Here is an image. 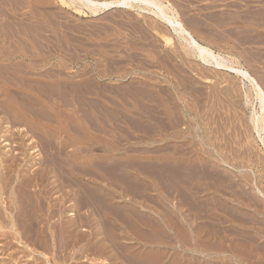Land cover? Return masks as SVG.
<instances>
[{
  "label": "rangeland",
  "instance_id": "1",
  "mask_svg": "<svg viewBox=\"0 0 264 264\" xmlns=\"http://www.w3.org/2000/svg\"><path fill=\"white\" fill-rule=\"evenodd\" d=\"M160 1L173 5L192 30L227 54L239 55L233 42L242 26L251 40H264V0ZM67 2L0 0V170L2 179L14 178L0 179L5 195L0 200L7 204L11 184L27 204L21 212H40L42 204L47 214L64 213L68 221L72 203L78 216L70 233L59 228L63 219L43 216L45 226L58 222L53 226L59 244L52 250L48 226L40 223L46 228L43 247L23 237L33 251L47 254L45 259L15 239L5 223L8 214L3 215L10 210L0 202L5 207L0 209V263L82 264L88 256L109 264H264V200L252 185L255 179L264 191V145L253 130V95L246 85L231 72L201 64L150 13L114 9L94 16ZM245 47H253H242L250 57L264 45ZM254 66L264 72V63ZM26 132L32 138L21 139ZM6 165L16 172L3 171ZM21 170L22 175L38 172L41 181L20 188Z\"/></svg>",
  "mask_w": 264,
  "mask_h": 264
},
{
  "label": "bare ground",
  "instance_id": "2",
  "mask_svg": "<svg viewBox=\"0 0 264 264\" xmlns=\"http://www.w3.org/2000/svg\"><path fill=\"white\" fill-rule=\"evenodd\" d=\"M69 2H67L69 5H71L72 7H74L76 10H88V12L90 11L91 12V15L93 14L94 16H97V15H99V14H101V13H104V12H108V11H111V10H114V9H124V10H133V9H135V10H137L140 14L141 13H145L144 15H146V13L148 14V13H150V14H152V15H154L158 20H160V22H162L163 23V25L164 26H166V28L170 31V33L172 34V36L174 37V38H176L178 41H180V42H182L181 44H184V46L186 47V49H185V51L187 50V52L193 57V58H195L197 61H199L201 64H203V65H205V66H213L214 68H216V69H219V70H224V71H228V72H231V73H233V74H235L237 77H239V79L241 80V83L243 84V85H246V88L248 89V91L250 92V93H252V95H253V101L250 103L251 105H252V107H253V111H252V116L250 117V119H252V121H251V123L253 122V125H254V129L253 130H255V132H256V134L258 135V137H259V139L261 140V142L263 143V145H264V87H263V84L261 85V83L257 80L258 78H256L251 72H250V70L245 66V64H243V61L239 58V57H236V56H233V55H230V54H224V53H222V52H220V51H216L214 48H212V46H210L209 44H205V43H203L201 40H202V38H200V36H199V34L196 32V28L195 29H193L192 30V28H190L186 23H185V20H183L182 19V15H181V13H179L178 12V10L177 9H175L174 7H173V5H166V4H164L162 1H160V0H68ZM66 3V4H67ZM68 5V6H69ZM70 7V6H69ZM136 12V11H135ZM156 19V20H157ZM190 19V18H189ZM192 26V25H191ZM171 43V42H170ZM179 43V42H178ZM187 54V53H186ZM189 55V56H190ZM5 89V88H4ZM8 90V89H7ZM5 94V93H4ZM1 96V95H0ZM248 96V95H247ZM3 97V96H2ZM249 99V98H248ZM7 101V100H6ZM250 101V100H249ZM1 103V102H0ZM247 103H249L248 101H247ZM7 104V103H6ZM13 105V104H12ZM13 107V106H12ZM3 109V108H2ZM10 110V109H9ZM14 110V109H13ZM13 110H10V111H13ZM152 110V109H151ZM16 111V110H15ZM23 112V111H22ZM1 114H2V112H1ZM16 114V113H15ZM165 115V114H164ZM150 117V116H149ZM8 118V117H7ZM153 118V117H152ZM7 120V119H6ZM150 120V119H149ZM12 121V120H11ZM21 121V120H20ZM19 121V122H20ZM134 121H136V120H134ZM17 122H18V120H17ZM150 122H152V121H150ZM174 122H176V121H174ZM133 123V122H132ZM157 124V123H156ZM141 125V124H140ZM143 125H146V124H144L143 123ZM167 125V124H166ZM171 125V124H170ZM169 125V126H170ZM9 126V125H8ZM36 126V125H35ZM164 127V126H163ZM175 128V127H174ZM11 129V128H10ZM24 129V128H23ZM138 129V128H137ZM168 129V128H167ZM20 130H22V129H20ZM28 131V130H27ZM31 131V130H30ZM171 131V130H170ZM25 132V129L21 132V133H24ZM34 132V131H33ZM147 132V131H146ZM166 132V131H165ZM164 132V133H165ZM169 132V131H168ZM178 132V131H177ZM128 133V132H127ZM144 133V132H143ZM149 133V132H148ZM172 133V132H171ZM28 134H30V133H28V132H26V134H21V139H23V137H26V136H29ZM177 134V133H176ZM115 135V134H114ZM132 135H134V134H132ZM173 135V134H172ZM183 135H185V134H183ZM10 136V135H9ZM14 136V135H13ZM130 136V135H129ZM145 136V135H144ZM152 136H153V134H152ZM166 136V135H165ZM169 136H170V134H169ZM174 136V135H173ZM186 136V135H185ZM30 138H32L31 136H29ZM123 137V136H122ZM172 137V136H171ZM179 137V136H178ZM115 138V137H114ZM119 138V137H118ZM131 138V137H130ZM135 138V137H134ZM146 138V137H145ZM161 138V137H160ZM12 139V138H11ZM40 139V138H39ZM127 139V138H126ZM140 139V138H139ZM142 139V138H141ZM144 139V138H143ZM153 139H155L156 140V138H153ZM157 139H159V138H157ZM7 140V139H6ZM5 140V141H6ZM32 140V139H31ZM147 140H149V138L147 139ZM160 140V139H159ZM47 141V140H46ZM8 142V141H7ZM32 142V141H31ZM37 142V141H36ZM163 142H165V141H163ZM168 142V141H167ZM39 143V142H38ZM94 143V142H93ZM106 143V142H105ZM137 143V142H136ZM141 143H143V142H141ZM149 143V142H148ZM150 143H151V141H150ZM160 143V142H159ZM27 144V143H26ZM31 144H33V145H36V144H34V143H31ZM144 144V143H143ZM153 144V143H152ZM151 144V145H152ZM187 144V143H186ZM117 145V144H116ZM139 145V144H138ZM146 145V144H145ZM182 145V144H181ZM144 146V145H143ZM148 146V145H147ZM170 146V145H169ZM172 146V145H171ZM27 147V146H26ZM33 147V146H32ZM31 147V148H32ZM175 147V145L173 146V148ZM177 147V146H176ZM25 148V147H24ZM24 148H22V149H24ZM38 148V147H37ZM49 148V147H48ZM158 148V147H157ZM170 148V147H169ZM215 148V147H214ZM40 149V148H39ZM64 149V148H63ZM178 149V148H177ZM60 150V149H59ZM159 150V149H158ZM160 150H162V149H160ZM170 150V149H169ZM1 151V150H0ZM32 151H33V149H32ZM167 151V150H166ZM191 151V150H190ZM2 152V151H1ZM8 152V151H7ZM36 151L34 150V152H33V154L35 153ZM38 152V151H37ZM40 152V151H39ZM43 152V151H42ZM11 153V152H10ZM53 153V152H52ZM163 153H165V152H163ZM167 153V152H166ZM36 154V153H35ZM34 154V155H35ZM159 154V153H158ZM2 155V154H1ZM9 155V154H8ZM16 155V154H15ZM25 155V154H24ZM5 156V155H4ZM11 157V159H12V156H10ZM128 157V156H127ZM176 157V156H175ZM13 158H14V156H13ZM43 158V157H42ZM79 158V157H78ZM159 158H160V156H159ZM158 158V159H159ZM163 158V157H162ZM180 158V157H179ZM184 158V157H183ZM222 158V157H221ZM9 159V158H8ZM48 159V158H47ZM54 159V158H53ZM174 159V158H173ZM181 159V158H180ZM112 160V159H111ZM162 160V159H161ZM178 160V159H177ZM183 160V159H182ZM220 160V159H219ZM223 160V159H222ZM19 161V160H18ZM24 161H25V159H24ZM50 161V160H49ZM58 161V160H57ZM128 161V160H127ZM184 161V160H183ZM201 161V160H200ZM1 162H2V160H1ZM42 162V161H41ZM119 162V161H118ZM123 162V161H122ZM161 162V161H160ZM185 162V161H184ZM183 162V163H184ZM223 162H225V161H223ZM44 163V162H43ZM170 163V162H169ZM190 163V162H189ZM7 164V163H6ZM26 164V163H25ZM46 164V163H45ZM48 164V163H47ZM94 164V163H93ZM168 164V163H167ZM176 164V163H175ZM225 164H227V162H225ZM1 165H2V163H0V167H1ZM5 165V164H4ZM201 165V164H200ZM205 165V164H204ZM7 166V167H6ZM6 166H4V168H2L3 169V171L6 169L7 170V172H10V171H15V170H12L11 168H10V166L12 167V165L10 164V166H8V165H6ZM23 166V165H22ZM21 166V167H22ZM113 166V165H112ZM162 166V165H161ZM171 166H174V165H171ZM194 166V165H193ZM14 167V166H13ZM45 167H47V166H45ZM107 167V166H106ZM166 167H167V165H166ZM165 167V168H166ZM199 167V166H198ZM18 168V167H17ZM44 168V167H43ZM53 168H54V166H53ZM86 168V167H85ZM100 168V167H99ZM102 168V167H101ZM158 168V167H157ZM178 168V167H177ZM193 168V167H192ZM191 168V169H192ZM205 168V167H204ZM208 168V167H207ZM1 169V168H0ZM39 169V168H38ZM46 169H48V168H46ZM52 169V168H51ZM55 169V168H54ZM115 169H117L116 167H115ZM124 169V168H123ZM195 169V168H194ZM211 169V168H210ZM235 169V168H234ZM19 170V169H18ZM30 170V169H29ZM32 170V169H31ZM35 170V169H34ZM57 170V169H56ZM118 170H120V169H118ZM239 170V169H238ZM1 172H2V170H0ZM115 171V170H114ZM182 171V170H181ZM199 171V170H198ZM212 171H213V169H212ZM252 171V170H251ZM0 172V177L4 174V172H2L1 173ZM7 172H5L6 174H7ZM16 172V171H15ZM39 172H40V170H39ZM44 172V171H43ZM49 172V171H48ZM54 172V171H53ZM81 172V171H80ZM87 172V171H86ZM107 172V171H106ZM112 172V171H111ZM138 172V171H137ZM211 172V171H210ZM242 172V171H241ZM10 173H13V172H10ZM50 173H51V171H50ZM70 173V172H69ZM177 173V172H176ZM175 173V174H176ZM251 173H254V171L253 172H251ZM19 174H20V179H19V177L17 178V179H19V182H20V188H21V186H25L26 188H29V187H32V186H35L36 185V183H37V181L39 182V181H41V179L40 178H37V176L39 175H41V174H38V172H36V173H33V174H31V172L30 171H28L27 170V172H26V174H24V175H22V170H21V172H19ZM53 174V173H52ZM63 174V173H62ZM66 174V173H65ZM89 174V173H88ZM156 174V173H155ZM174 174V175H175ZM179 174V173H178ZM188 174V173H187ZM190 174V173H189ZM45 175V174H44ZM43 175V176H44ZM50 175V174H49ZM151 175V174H150ZM185 175V174H184ZM253 175V174H252ZM4 176H5V174H4ZM10 176V175H9ZM9 176H7L8 178H3L4 180H5V182H7L6 180L7 179H9ZM17 176V175H16ZM60 176V175H59ZM119 176V175H118ZM176 176V175H175ZM178 176V175H177ZM193 176V175H192ZM195 176V175H194ZM201 177H202V175H200ZM3 177V176H2ZM2 177L0 178L3 182H4V180L2 179ZM6 177V176H5ZM15 177V176H14ZM42 177V176H41ZM53 177V176H52ZM109 177H111V176H109ZM153 177V176H152ZM187 177V176H186ZM251 177H253V176H251ZM255 177V176H254ZM253 177V178H254ZM44 178V177H43ZM97 178H99V177H97ZM188 178V177H187ZM208 178V177H207ZM12 179V177L9 179V180H11ZM16 179V178H15ZM71 179V178H70ZM119 179V178H118ZM155 179V178H154ZM157 179V178H156ZM220 179V178H219ZM257 179V178H256ZM8 180V181H9ZM13 180H14V178H13ZM13 180H11V181H13ZM57 180V179H56ZM67 180V179H66ZM161 180V179H160ZM233 180V179H232ZM2 181H1V183H2ZM49 181V180H48ZM222 181V180H221ZM247 181V180H246ZM253 181V184L252 185H254V191L259 195V196H261L262 198H263V200H264V191H262L261 189H259L257 186V184H256V181H255V179H253L252 180ZM14 182V181H13ZM13 182H9V183H7V184H10V183H13ZM67 182V181H66ZM73 182H74V180H73ZM223 182V181H222ZM249 182V181H248ZM16 183V182H15ZM53 184H54V182H52ZM57 183V182H56ZM63 183V182H62ZM71 183V182H70ZM84 183V182H83ZM121 183V182H120ZM191 183V182H190ZM207 183V182H206ZM225 183H226V181H225ZM251 183V182H250ZM249 183V184H250ZM4 184V183H3ZM6 184V185H7ZM19 184V183H18ZM38 184V183H37ZM76 184V183H75ZM85 184V183H84ZM202 184V183H201ZM50 185V184H49ZM79 185V184H78ZM177 185V184H176ZM188 185V184H187ZM234 185V184H233ZM241 185V184H240ZM3 186V185H2ZM9 186H11L10 188H11V192H12V194H10V195H8V198H6V199H8L9 201H7V204H4L3 203V201H4V199H2L3 201H1L0 200V202H2L4 205H6V209H9L10 211H11V213H10V211H9V213H5L4 211V209L3 208H5V207H2V208H0V209H3L2 211H3V213H5V214H3V215H5L6 216V214H8V217H7V219L9 218V221L8 222H5L6 224H10V226H11V229L13 230V232H12V234H15L16 233V235H15V239L18 241V242H20L19 244H21L22 243V246L24 245V247H26L27 249L29 248V249H31V251H33L32 249H34L33 247L32 248H30L28 245H30V244H25L24 242H22V239H25L26 237L25 236H27L28 237V235H29V238H27V242L29 241H31V242H33V244H34V247H35V245H36V248L38 247V244H41L42 245V243L43 242H45V241H43V240H46V238H44L43 236V234H45V232H44V229H46V228H44L43 229V227L45 226V224H47V222H46V219H43V216H46L47 217V220H49L48 218H50V215H54V216H52V218H54L55 217V214H58V212L57 211H55V213L53 212V211H51L53 214H51V213H48L47 214V211L44 209V205H42L41 204V201L39 202V204H41L40 205V207H38V208H41V211L39 212L38 210L39 209H37V211H35L34 212V210L32 209V207H31V205H30V207H29V209L31 208L32 209V211H33V213H30V212H21L20 211V207H24L25 208V205H27V204H25L23 201L21 202V200L19 201V198H18V194H19V190L16 192V188H17V186H15L16 188V190H14V188H12V185L10 184ZM13 186V187H14ZM43 186V185H42ZM58 186V185H57ZM71 186V185H70ZM88 186V185H87ZM174 186V185H173ZM183 186V185H182ZM226 186V185H225ZM0 187H1V185H0ZM8 187V185L6 186V188ZM39 187V186H38ZM47 187V186H46ZM81 187V186H80ZM83 187V186H82ZM112 187V186H111ZM123 187V186H122ZM197 187H198V185H197ZM232 187V186H231ZM238 187H239V185H238ZM26 188H22L23 190H26ZM45 188V187H44ZM135 188V187H134ZM179 188V187H178ZM200 188V187H199ZM218 188V187H217ZM3 189V188H2ZM5 189V188H4ZM7 189H9V187L7 188ZM34 189H35V187H34ZM33 189V190H34ZM58 189V188H57ZM60 189V188H59ZM73 189H75V188H73ZM78 189H80V188H78ZM181 189V188H180ZM179 189V190H180ZM213 189V188H212ZM240 189V188H239ZM1 190V189H0ZM6 190V189H5ZM5 190H3V194H4V191ZM23 190H20V192H22V194H24L23 192H25V191H23ZM33 190H32V192H33ZM38 190V189H37ZM42 190H44V189H42ZM42 190H40V191H42ZM67 190V189H66ZM95 190V189H94ZM185 190V189H184ZM207 190V189H206ZM231 190V189H230ZM2 191V190H1ZM7 191V190H6ZM9 191V190H8ZM13 191H15L16 193H17V197H16V194H15V192L13 193ZM31 191V190H30ZM35 191V190H34ZM85 191V190H84ZM191 191V190H190ZM237 191V190H236ZM241 191V190H240ZM239 191V192H240ZM79 192H81V191H79ZM188 192V191H187ZM244 192H246V191H244ZM26 193H27V191H26ZM29 193V192H28ZM94 193V192H93ZM170 193V192H169ZM185 193V192H184ZM183 193V194H184ZM243 193V192H242ZM0 194H1V192H0ZM21 194V193H20ZM36 194V193H35ZM38 194V193H37ZM42 194V193H41ZM59 194V193H58ZM75 194V193H74ZM101 194V193H100ZM126 194V193H125ZM182 194V195H183ZM189 194V193H188ZM241 194V193H240ZM28 195H30V194H28ZM40 195V194H39ZM44 195V194H43ZM201 195V194H200ZM242 195V194H241ZM5 195H2L1 194V196L0 197H4ZM24 196H26V198L25 197H23L22 196V198H24L25 200L27 199V195H24ZM41 196V195H40ZM45 196H46V194H45ZM97 196V195H96ZM100 196V195H99ZM102 196V195H101ZM108 196V195H107ZM237 196V195H236ZM242 196H244V195H242ZM19 197H21V196H19ZM82 197V196H81ZM190 197V196H189ZM29 198V197H28ZM32 198V197H31ZM41 198V197H40ZM43 198V197H42ZM187 198V197H186ZM185 198V199H186ZM245 198V197H244ZM244 198H242V199H244ZM1 199V198H0ZM5 199V200H6ZM24 199H22V200H24ZM36 199V198H35ZM39 199V198H38ZM49 199V198H48ZM53 199V198H52ZM57 199V198H56ZM85 199V198H84ZM113 199H114V197H113ZM128 199V198H127ZM202 199V198H201ZM246 199V198H245ZM244 199V200H245ZM247 199H249V198H247ZM246 199V200H247ZM40 200V199H39ZM44 200V199H43ZM80 200V199H79ZM180 200H181V196H180ZM184 200V199H183ZM182 200V201H183ZM233 200V199H232ZM250 200H252V199H250ZM28 201H30V202H32V199L31 200H28L27 199V202ZM45 201V200H44ZM62 201V200H61ZM64 201V200H63ZM68 201V200H67ZM34 203H35V200L33 201ZM36 202H38L37 200H36ZM43 202V201H42ZM54 202V201H53ZM75 202V201H74ZM81 202V201H80ZM189 202V201H188ZM199 202V201H198ZM201 202V201H200ZM200 202H199V204H200ZM9 203V204H8ZM46 203V202H45ZM44 203V204H45ZM77 203V202H76ZM182 203V202H181ZM245 203V202H244ZM187 204H189V203H187ZM194 204V203H193ZM246 204V203H245ZM2 205V204H1ZM7 205H8V207H7ZM46 205V204H45ZM195 205V204H194ZM198 205V204H197ZM219 205V204H218ZM223 205V204H222ZM49 206H51V204L49 205ZM213 206V205H212ZM27 206H26V209L28 208ZM42 207H43V209L45 210V214H47V215H45L43 212V209H42ZM58 207V206H57ZM71 207V208H70ZM74 204H70L69 205V207L68 208H70V210L69 211H67L66 213V216L65 217H67L68 218V221H65L64 219V217H63V214L64 213H61L60 214V216L58 217V215H56V217H58V219L57 220H62L61 222H60V225H59V228L61 227V225H62V227L63 226H65L67 229H65V230H68L69 231V233L71 232V231H74V227H76V218L78 217L77 216V213L75 212V209H74ZM103 207V206H102ZM216 207V206H215ZM23 208V209H24ZM76 208V207H75ZM84 208V207H83ZM91 208V207H90ZM89 208V209H90ZM98 208V207H97ZM110 208V207H109ZM114 208V207H113ZM195 208V207H194ZM197 208V207H196ZM207 208V207H206ZM226 208V207H225ZM22 209V210H23ZM26 209H24L25 211H26ZM30 209V210H31ZM48 209V208H47ZM77 209V208H76ZM85 209V208H84ZM111 209V208H110ZM189 209V208H188ZM202 209H203V207H202ZM36 210V209H35ZM63 210V209H62ZM95 210V209H94ZM93 210V211H94ZM109 210V209H108ZM193 210V209H192ZM1 211V212H2ZM43 211V212H42ZM112 211V210H111ZM195 211V210H194ZM193 211V212H194ZM7 212V211H6ZM42 212V213H41ZM50 212V211H49ZM61 212V211H60ZM87 212V211H86ZM106 212V211H105ZM221 212V211H220ZM227 212V211H226ZM238 212V211H237ZM241 213V212H240ZM225 214V213H224ZM235 214V213H234ZM62 215V216H61ZM93 215V214H92ZM99 215V214H98ZM125 215V214H124ZM202 215V214H201ZM227 215V214H226ZM87 216V215H86ZM89 216V215H88ZM103 216V215H102ZM112 216V215H111ZM118 216V215H117ZM198 216V215H197ZM206 216H208V215H206ZM211 216V215H210ZM232 216V215H231ZM236 216V215H235ZM45 217V218H46ZM55 217V218H56ZM90 217H92V216H90ZM101 217V216H100ZM140 217V216H139ZM203 217H204V215H203ZM239 217V216H238ZM0 218H2L0 221L2 222V220H3V217H2V215L0 214ZM5 218V217H4ZM55 218H54V220H55ZM86 218V217H85ZM116 218H120V217H116ZM135 218V217H134ZM218 218H220V217H218ZM234 219L236 218V217H233ZM232 218V219H233ZM87 219V218H86ZM86 219H84V221L86 220ZM199 219V218H198ZM221 219V218H220ZM238 219V218H237ZM6 219H4V221H5ZM51 220V219H50ZM56 220V221H57ZM67 220V219H66ZM81 220V219H80ZM92 220V219H91ZM122 220V219H121ZM120 220V221H121ZM143 220V219H142ZM7 221V220H6ZM55 221V222H56ZM103 221V220H102ZM140 221V220H139ZM145 221V220H144ZM143 221V222H144ZM175 221V220H174ZM205 221V220H204ZM225 221V220H224ZM224 221H221L222 223L224 222ZM232 221V220H231ZM239 221V220H238ZM238 221H236V222H238ZM240 221H242V220H240ZM42 222H44L45 224L43 225V223ZM54 222V221H53ZM52 222V223H53ZM79 222V221H78ZM88 222V221H87ZM86 222V223H87ZM168 222V221H167ZM192 222H194V221H192ZM233 222H235V221H233ZM4 223V224H5ZM42 224V226L43 227H41V224ZM175 223V222H174ZM219 223V222H218ZM239 223V222H238ZM3 224V225H4ZM8 224V225H9ZM51 224V223H50ZM55 224V223H54ZM54 224H52V226L51 227H49L48 225H46L45 227H49L50 229H49V231L51 232V234H49L50 236H48L49 237V242H51V244H52V246H50L49 248L50 249H48V250H52V248L51 247H55L56 245L58 246V242H56V240H57V237L59 236L60 237V234H59V232L57 233V234H59L57 237H56V231L55 230H57L56 229V226H58V222H57V225L56 226H53ZM90 224H91V222H90ZM202 224V223H201ZM214 224V223H213ZM233 224V223H232ZM237 224V223H236ZM243 224V223H242ZM3 225H2V227H3ZM94 225H96L95 223H94ZM125 225V224H124ZM144 225V224H143ZM157 225V224H156ZM203 225H206L205 223L203 224ZM208 225V224H207ZM249 225H250V223H249ZM1 226V225H0ZM6 226V225H5ZM10 226H8L9 228H10ZM80 227H81V232L82 233H85L86 234V232L88 231L87 230V228L86 227H84V223H83V220H81V222H80V225H79ZM106 226H107V224H106ZM130 226V225H129ZM128 226V227H129ZM160 226V225H159ZM159 226H157V227H159ZM210 226V225H209ZM213 226V225H212ZM234 226V225H233ZM145 227V226H144ZM156 227V228H157ZM208 227V226H207ZM222 227V226H221ZM1 228V227H0ZM58 228V227H57ZM58 228V229H59ZM91 228V227H90ZM97 228V227H96ZM100 228V227H99ZM216 228V227H215ZM2 229H4V228H2ZM62 229V228H61ZM60 229V230H61ZM72 229V230H71ZM113 229V228H112ZM203 229H205V228H203ZM231 229V228H230ZM230 229H229V231H230ZM8 230V229H7ZM6 229H5V232L7 231ZM59 230V231H60ZM64 230V231H65ZM71 230V231H70ZM80 230V229H79ZM130 230V229H129ZM180 230V229H179ZM210 230V229H209ZM11 231V230H10ZM97 231V230H96ZM183 231V230H182ZM200 231V230H199ZM215 231H217V230H215ZM224 231H225V229H224ZM237 231V230H236ZM1 232V231H0ZM4 232V231H3ZM47 232H48V230H47ZM80 232V231H79ZM90 232V231H89ZM92 232V231H91ZM184 232V231H183ZM186 232V231H185ZM238 232V231H237ZM96 234H97V232H95ZM132 233V232H131ZM159 233V232H158ZM195 233H196V231H195ZM210 233V232H209ZM213 233V232H212ZM221 233V232H220ZM220 233H219V236H220ZM3 234V233H2ZM7 234V233H6ZM10 234V233H9ZM66 235H65V237L68 235L67 234V232L65 233ZM107 234V233H106ZM235 234V233H234ZM250 234V233H249ZM8 235V234H7ZM6 235V236H7ZM47 235V234H46ZM64 235V234H63ZM108 235V234H107ZM134 235H136V234H134ZM161 235V234H160ZM214 235V234H213ZM222 235V234H221ZM230 235V234H229ZM9 236V235H8ZM79 236H80V234H79ZM104 236V235H103ZM137 236V235H136ZM189 236V235H188ZM196 236V235H195ZM207 236V235H206ZM233 236V235H232ZM9 237H12L11 235L9 236ZM23 237H25V238H23ZM70 237V236H69ZM75 238H78V237H76V236H74ZM81 237V236H80ZM95 237V236H94ZM117 237V236H116ZM185 237V236H184ZM192 237V236H191ZM200 237V236H199ZM223 237H225V236H223ZM234 237H236V235L234 236ZM8 237H5L4 239L6 240ZM81 238H83V237H81ZM104 238V237H103ZM103 238H102V241H103ZM118 238H120L119 236H118ZM160 238V237H159ZM182 238V237H181ZM198 238V237H197ZM220 238L222 239V237L220 236ZM239 238V237H238ZM11 239V238H10ZM64 239V238H63ZM72 239V238H71ZM84 239V238H83ZM190 239V238H189ZM220 239V240H221ZM224 239V238H223ZM222 239V240H223ZM0 240H1V237H0ZM12 240V239H11ZM47 240H48V238H47ZM74 240V239H73ZM170 240V239H169ZM197 240V239H196ZM214 240V239H213ZM225 241H226V239H224ZM229 240V239H228ZM237 240V239H236ZM244 240V239H243ZM2 241V240H1ZM15 242V243H18V242H16L15 240H12V242ZM24 241V240H23ZM58 241H59V239H58ZM79 241V240H78ZM84 241V240H83ZM101 241V240H100ZM189 241V240H188ZM218 241V243H221V242H219V240H216V242ZM10 242V241H9ZM48 242V243H49ZM69 242H71V240L69 241ZM107 242V241H106ZM182 242V241H181ZM190 242V241H189ZM188 242V243H189ZM197 242V241H196ZM206 242V241H205ZM215 242V243H216ZM224 242V241H223ZM242 242V241H241ZM247 242V241H246ZM46 243H47V241H46ZM58 243V244H57ZM63 243V242H62ZM78 243V242H77ZM80 243V242H79ZM90 243V242H89ZM96 243V242H95ZM101 243V242H100ZM201 243V242H200ZM213 243V242H212ZM211 243V244H212ZM11 244V243H10ZM19 244H16V245H18V246H20ZM32 244V245H33ZM65 244V243H64ZM110 244V243H109ZM202 244V243H201ZM225 244V243H224ZM233 244V243H232ZM242 244V243H241ZM245 244V243H244ZM13 245V244H12ZM44 245H45V243H44ZM74 245H75V243H74ZM73 245V246H74ZM115 245V244H114ZM190 245V244H189ZM197 245V244H196ZM205 245V244H204ZM222 245H223V243H222ZM229 245H230V243H229ZM68 246V245H67ZM70 246V245H69ZM77 246V245H76ZM102 246V245H101ZM118 246V245H117ZM217 246V245H216ZM228 246V245H227ZM226 246V247H227ZM234 246V245H233ZM236 246V245H235ZM3 247V245L1 246V248ZM21 247V246H20ZM42 247H43V245H42ZM41 247V248H42ZM45 247V246H44ZM119 247V246H118ZM208 247H209V245H208ZM229 247V249H230V246H228ZM227 247V248H228ZM48 248V247H47ZM56 248V247H55ZM86 248V247H85ZM103 248V247H102ZM117 248V247H116ZM127 248V247H126ZM170 248V247H169ZM205 248V247H204ZM215 248V247H214ZM232 248V247H231ZM23 250H24V248H22ZM44 249V248H43ZM45 249H46V247H45ZM58 249V248H57ZM56 249V250H57ZM60 249V248H59ZM63 249V248H62ZM107 249V248H106ZM122 249H124V248H122ZM244 249V248H243ZM3 250H5V249H3ZM23 250H21V252L20 253H22V251ZM36 250V249H35ZM47 250V249H46ZM54 250V249H53ZM56 250H54L55 252H56ZM78 250V249H77ZM88 250V249H87ZM90 250V249H89ZM97 250V249H96ZM117 250V249H116ZM126 250V249H125ZM183 250V249H182ZM226 250V249H225ZM232 250H234V249H232ZM237 250V249H236ZM239 250H240V248H239ZM245 250V249H244ZM29 252H31L30 250H28ZM62 251V250H61ZM81 251V250H80ZM117 251H119V250H117ZM147 251V250H146ZM163 251V250H162ZM214 251V250H213ZM212 251V252H213ZM223 251V250H222ZM235 251V250H234ZM29 252L27 253V254H29ZM34 252L35 251H33L32 253L34 254ZM36 252H38V253H36ZM35 253L36 254H39V255H41L42 257H44L45 259L47 258V254H41L39 251H36ZM52 252V251H51ZM51 252H50V257H49V259L51 258ZM59 252V251H58ZM88 252V251H87ZM105 252V251H104ZM103 252V253H104ZM120 252V251H119ZM185 252V251H184ZM199 252V251H198ZM2 253V252H1ZM19 253V252H18ZM25 253V254H26ZM85 253V252H84ZM151 253V252H150ZM221 253V252H220ZM232 253V252H231ZM234 253H237V251L236 252H234ZM26 254V255H27ZM31 254V253H30ZM58 256H59V254L58 253H56ZM127 254H128V252H127ZM126 254V255H127ZM199 254V253H198ZM218 254H219V252H218ZM226 254V253H225ZM239 254V253H238ZM242 254V253H241ZM246 254V253H245ZM15 255H17V253L15 254ZM20 255V254H19ZM48 255V256H49ZM74 255V254H73ZM75 255H77V254H75ZM87 255H89V254H87ZM240 255V254H239ZM21 256V255H20ZM30 256V255H29ZM61 256V255H60ZM60 256L58 257V258H60ZM63 256V255H62ZM61 256V257H62ZM64 256H66V255H64ZM84 256H86L85 254H84ZM138 256V255H137ZM150 256H151V254H150ZM222 256V255H221ZM225 256V255H224ZM234 256H236V254L234 255ZM233 255H232V257H234ZM6 257V256H5ZM12 257V256H11ZM28 257V256H27ZM31 257L33 258V256L31 255ZM31 257H29V258H26V259H31ZM52 257H54L53 256V254H52ZM75 257V256H74ZM79 257V256H78ZM123 257V256H122ZM122 257H120V258H122ZM125 257V256H124ZM133 257V256H132ZM142 257V256H141ZM178 257V256H177ZM25 258V257H24ZM38 258V257H37ZM56 260H57V257H54ZM53 258V259H54ZM66 258V257H65ZM84 259H83V262H81L82 264H99L100 262H101V264H107L108 262H106V261H104V260H100L99 259V261L98 262H96V260H94V259H92V258H89L88 256H86V257H83ZM131 258V257H130ZM231 258V257H230ZM10 259V258H9ZM13 259V258H12ZM16 259H18L17 257H16ZM39 259V258H38ZM48 259V258H47ZM52 258H51V260H53ZM55 259H54V261H52V262H55ZM71 259L73 260V256L71 257ZM96 259V258H95ZM109 259V258H108ZM150 259V258H149ZM163 259V258H162ZM184 259H185V257H184ZM228 259V258H227ZM237 259H238V257H237ZM252 259V258H251ZM50 260V261H51ZM62 260V259H61ZM60 260V261H61ZM67 260H68V258H67ZM82 260V259H81ZM126 260H128V259H126ZM139 260H140V258H139ZM244 260V259H243ZM31 261H33V260H31ZM37 261H40V260H37ZM63 261H64V259H63ZM66 261V260H65ZM68 261H70V258H69V260ZM124 261V260H123ZM143 261V260H142ZM151 261V260H150ZM156 261V260H155ZM231 261V260H230ZM0 262H2V261H0ZM12 261H10V263H11ZM27 262V261H26ZM42 262V261H41ZM46 262H47V260H46ZM58 262V261H57ZM67 262V261H66ZM66 262H64L65 264H68V262L66 263ZM71 262V261H70ZM74 262V261H73ZM77 262V261H76ZM75 262V263H76ZM127 262V261H126ZM131 262H132V260H131ZM130 262V263H131ZM152 262V261H151ZM182 262V261H181ZM180 262V263H181ZM233 262V261H232ZM3 263H4V261H3ZM9 263V264H10ZM21 263V262H20ZM27 263H29V262H27ZM63 263V262H62ZM63 263V264H64ZM72 263V262H71ZM79 263V262H78ZM77 263V264H78ZM129 263V262H128ZM129 263V264H130ZM145 263V262H144ZM157 263V262H156ZM238 263V262H237ZM1 264V263H0ZM15 264V263H14ZM37 264V263H36ZM40 264V263H39ZM42 264H43V262H42ZM49 264V263H48ZM52 264V263H51ZM58 264H60V262L58 263ZM70 264V263H69ZM109 264V263H108ZM126 264V263H125ZM155 264V263H154Z\"/></svg>",
  "mask_w": 264,
  "mask_h": 264
},
{
  "label": "crops",
  "instance_id": "3",
  "mask_svg": "<svg viewBox=\"0 0 264 264\" xmlns=\"http://www.w3.org/2000/svg\"><path fill=\"white\" fill-rule=\"evenodd\" d=\"M241 31H240V37H238L237 42H233V48L239 51V55H235V56H239L240 59L243 61V64H245V66L250 70V72L256 77L258 78L257 80L261 83V85H264V72H262L258 67L254 66V64L256 63H264V48L260 49V51H257L256 53H252L251 56L249 57L246 53L243 51L242 47L246 48V50L251 49L253 47H245V46H250V44H261L264 45V40L261 42H257V38L254 36V38L251 40L249 38V30L245 29L244 26L240 27ZM200 38H202L200 36ZM203 43L205 44H209L210 46H212V48H214L216 51H220L218 50L220 45L218 43L212 42V41H207V39L202 38L201 40ZM230 44H232V42H230ZM222 52V51H220ZM222 53H226V52H222ZM227 54V53H226ZM231 55V54H230ZM233 55V54H232Z\"/></svg>",
  "mask_w": 264,
  "mask_h": 264
}]
</instances>
